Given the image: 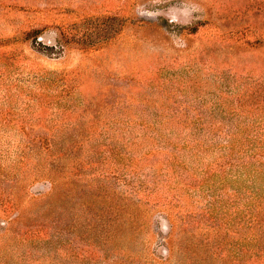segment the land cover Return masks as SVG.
Returning <instances> with one entry per match:
<instances>
[{
    "label": "rangeland",
    "instance_id": "374dc122",
    "mask_svg": "<svg viewBox=\"0 0 264 264\" xmlns=\"http://www.w3.org/2000/svg\"><path fill=\"white\" fill-rule=\"evenodd\" d=\"M236 115L264 122V0H0V264H264L234 257L264 179L201 185Z\"/></svg>",
    "mask_w": 264,
    "mask_h": 264
},
{
    "label": "trees",
    "instance_id": "16d2710c",
    "mask_svg": "<svg viewBox=\"0 0 264 264\" xmlns=\"http://www.w3.org/2000/svg\"><path fill=\"white\" fill-rule=\"evenodd\" d=\"M251 93V92H250ZM256 95H259L260 93L252 92ZM251 93V95H253ZM260 96V95H259ZM239 97V96H237ZM239 101L242 102L243 99L239 98V100L236 98V105L240 106ZM260 103L259 101H256L255 104ZM256 105L253 109L257 110L259 109ZM241 108L235 109L233 112L239 115H242L245 113V110H242L241 112L237 113ZM239 115H236L235 119H232L234 121L242 119L239 117ZM239 117V118H238ZM257 117L253 118L251 121H247L246 119H242V123L238 124V128L235 125L234 128H237L234 135L232 133L228 134L227 140L224 141V143H221V145L218 146V152L216 155L211 159L204 163V159L202 158L199 161L200 164V173H202L203 181H201V185L205 188L206 186L211 188L210 185L213 183H216V180L220 179L221 185H226V189H233L230 182H236L243 179L242 177V171L246 172H256L261 176V178L264 179V122L263 119H257ZM237 124V122H236ZM70 141V140H68ZM44 143L48 144V141H43ZM52 143V142H49ZM77 144V143H76ZM76 144H70L67 145L68 149L73 148L76 146ZM47 150H52V144H48L47 147H45ZM55 150H52V153H54ZM58 158V157H57ZM79 157L72 156H65L63 157L66 161H72L75 165H79L78 159ZM141 161V159L139 160ZM177 164H181L180 162ZM254 167V168H252ZM236 170L238 175L234 176L233 179L229 177L231 176V171ZM210 180V184H207V181ZM219 183V182H218ZM259 184L256 180L253 181V186L251 187V184L243 185V183H237L236 187L243 191L242 196L240 199H238L240 202L238 203L240 206L242 205L244 208L247 207L249 209L256 208L255 211H263L264 210V187H259ZM214 185V184H213ZM241 186H244V190H248V193H244V190ZM213 187V186H212ZM216 187L220 188V183L216 184ZM239 193V190L236 191ZM247 199H246V198ZM213 210L212 212V218H216L218 220L220 214L216 209L221 210L220 208L216 207L215 204H213ZM226 209V208H225ZM223 218L221 220H223ZM216 222L208 223L205 228L215 226ZM202 241L193 242L190 241L189 244H191L193 247L197 246L199 247V244ZM209 240H207L206 246L208 244ZM241 243L237 244L234 249V257L238 258V261H241L242 256L244 255L242 253V250L244 249V253L253 255L254 257H260L264 256V236L260 235L257 237V233L253 236V238L248 237L244 238L240 241ZM204 245V244H203ZM242 253V254H240Z\"/></svg>",
    "mask_w": 264,
    "mask_h": 264
}]
</instances>
